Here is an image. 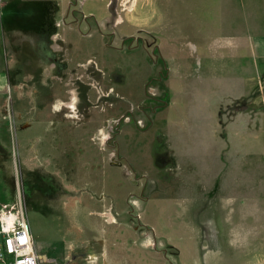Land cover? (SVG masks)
Wrapping results in <instances>:
<instances>
[{
  "label": "rangeland",
  "instance_id": "obj_1",
  "mask_svg": "<svg viewBox=\"0 0 264 264\" xmlns=\"http://www.w3.org/2000/svg\"><path fill=\"white\" fill-rule=\"evenodd\" d=\"M67 1L36 8L39 31L28 34L35 48H9L7 56V33L0 39L2 68L14 64L11 85L0 90V152L9 156H0V203H15L19 191L41 262L46 255L51 264H104L111 225L101 214L110 212L125 242L149 244L150 252L137 251L136 264H163V243L192 242L197 262L184 252L182 264H264V113L253 116L264 110V79L245 99L217 106L244 113L247 135L229 129L215 186L199 199L183 196L163 124L149 130L155 107L163 101L164 109L173 94L147 14L133 0ZM71 89L78 92L77 117L56 106ZM91 248L98 260L88 258ZM166 262L177 264L171 249Z\"/></svg>",
  "mask_w": 264,
  "mask_h": 264
},
{
  "label": "crops",
  "instance_id": "obj_2",
  "mask_svg": "<svg viewBox=\"0 0 264 264\" xmlns=\"http://www.w3.org/2000/svg\"><path fill=\"white\" fill-rule=\"evenodd\" d=\"M45 1H58L59 5L68 3L67 0H0V39L7 33V56L9 48L25 49L27 44L35 48L36 42L29 39L28 34H37L36 8L45 5ZM141 2L133 0L132 6L140 4L139 10L149 18L148 30L154 33L167 64H164L167 66L164 83L173 94L164 109L154 112L149 130L163 124V137L168 138L167 143L175 153L177 192L199 199L209 186H215L216 166L229 151L230 143L224 139L227 131L235 130L240 138L247 135L244 113L221 112L217 106L227 102L231 107L263 82L264 0H143L142 6ZM105 4L107 6V2ZM133 18L140 23L139 16ZM40 42L38 49L44 53V42ZM163 42L167 43L168 50L161 49ZM1 50L0 47V56ZM1 63L0 90L11 85L7 72L14 65L7 63V69H3L2 58ZM258 110L260 114L253 113L255 121L264 113L262 107ZM257 129L255 126L252 134ZM220 136L223 140L217 141ZM117 213L120 212L117 210ZM107 218L105 222L111 226H107L103 235L104 264H136L134 258L139 262L140 249L151 251L149 244L125 242L124 228L116 219L112 224ZM91 228L96 234L98 228ZM135 244L139 247L136 252ZM169 249L174 251L177 264H182L180 256L184 252L197 262V246L193 242L184 248L163 243V264H167ZM42 257L44 262H50L46 255ZM88 258L98 260L94 249L88 250ZM73 260L69 258L68 264H75Z\"/></svg>",
  "mask_w": 264,
  "mask_h": 264
},
{
  "label": "built area",
  "instance_id": "obj_3",
  "mask_svg": "<svg viewBox=\"0 0 264 264\" xmlns=\"http://www.w3.org/2000/svg\"><path fill=\"white\" fill-rule=\"evenodd\" d=\"M0 264H51L41 262L35 250L19 191L15 203H0Z\"/></svg>",
  "mask_w": 264,
  "mask_h": 264
},
{
  "label": "bare ground",
  "instance_id": "obj_4",
  "mask_svg": "<svg viewBox=\"0 0 264 264\" xmlns=\"http://www.w3.org/2000/svg\"><path fill=\"white\" fill-rule=\"evenodd\" d=\"M69 92H67L68 94H70V97H69V100L68 101H66V102H64L62 99H58V101H57V109L58 110H60L61 109V107L62 106H64V107H66V108H73V113L74 114H72V116H74V117H77L78 115H77V98H78V92L76 91V90H73V89H71V90H68ZM64 110V109H63ZM72 188V190H74V187H72L71 185H69L68 186V190H70L69 188ZM101 215H103V216H107L108 217V219H109V221H110V223H113V222H115V218H114V216L112 215V214H110V213H108V215H106V214H101ZM91 258H94L95 256H94V254L93 253H91Z\"/></svg>",
  "mask_w": 264,
  "mask_h": 264
},
{
  "label": "flooded vegetation",
  "instance_id": "obj_5",
  "mask_svg": "<svg viewBox=\"0 0 264 264\" xmlns=\"http://www.w3.org/2000/svg\"><path fill=\"white\" fill-rule=\"evenodd\" d=\"M87 19H88L87 17H84L83 22H84L85 20H87ZM73 23L76 24V23H77V20L74 19V22H73ZM38 31H39V29H38ZM42 32H44V31L42 30ZM53 34H54V33H53ZM53 34H51L50 37H51V36L53 37ZM52 37H51V38H52ZM108 37H113V33H109V34H108ZM23 80H24V79H23ZM20 84H23V83L21 82ZM26 84H27V83H26ZM25 86L27 87L28 85H25ZM44 93H45V91H44ZM65 114H66V113H65ZM106 141H108V139H107ZM5 149H6V148L3 149L4 151H3V150L1 151L2 153L4 152L3 154H1V152H0V156L3 157V158H7V159H8L9 156H7V149H6V150H5ZM54 180H55V179H54ZM26 187H28V186L26 185Z\"/></svg>",
  "mask_w": 264,
  "mask_h": 264
},
{
  "label": "trees",
  "instance_id": "obj_6",
  "mask_svg": "<svg viewBox=\"0 0 264 264\" xmlns=\"http://www.w3.org/2000/svg\"><path fill=\"white\" fill-rule=\"evenodd\" d=\"M167 102H164V104H166ZM163 107V101H162V104L158 105L157 107H155V111L161 109Z\"/></svg>",
  "mask_w": 264,
  "mask_h": 264
}]
</instances>
